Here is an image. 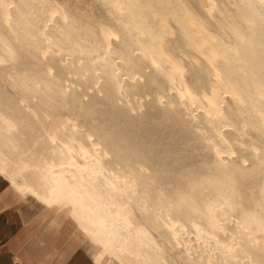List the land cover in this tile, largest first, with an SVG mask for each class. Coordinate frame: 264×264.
<instances>
[{"label":"bare ground","instance_id":"obj_1","mask_svg":"<svg viewBox=\"0 0 264 264\" xmlns=\"http://www.w3.org/2000/svg\"><path fill=\"white\" fill-rule=\"evenodd\" d=\"M97 1L0 0V185L97 264H264V0Z\"/></svg>","mask_w":264,"mask_h":264},{"label":"rangeland","instance_id":"obj_2","mask_svg":"<svg viewBox=\"0 0 264 264\" xmlns=\"http://www.w3.org/2000/svg\"><path fill=\"white\" fill-rule=\"evenodd\" d=\"M60 5L66 7L71 14H74L78 19H83L85 21H94L95 19H103L109 21V16L107 15L105 9L101 3L97 0H54ZM18 184V183H17ZM7 186V191H10L14 195L18 196L20 192L24 193L25 189L22 185L18 184V189L11 188ZM24 202L21 200L12 201L13 204H18L22 207L24 203L25 218L33 220L29 227L26 224H21L19 229H16L13 235H23L26 236L30 231L36 229L37 235L40 239H45L46 242L40 243L45 245L42 247L41 251L46 250V255L48 252L57 256L61 248L67 247L70 249V254L68 256L69 264H97L89 255V252L85 245L84 238L81 233L76 229L75 224L73 225L68 222V213L65 209L63 202H57L54 200H49L36 195H27ZM10 202V203H12ZM12 205V204H11ZM39 205L41 209H39ZM56 209V211L63 210L66 211L67 217L59 216V221L54 222L50 226V222L46 221L42 216V211H50ZM41 218L43 220H41ZM70 219V218H69ZM40 234V235H39ZM43 256V255H42ZM70 261V262H69ZM44 264V263H43ZM46 264V263H45Z\"/></svg>","mask_w":264,"mask_h":264},{"label":"crops","instance_id":"obj_3","mask_svg":"<svg viewBox=\"0 0 264 264\" xmlns=\"http://www.w3.org/2000/svg\"><path fill=\"white\" fill-rule=\"evenodd\" d=\"M6 184L8 187L18 189V184L13 183V180L10 179L0 185V264H69L67 258L70 249L67 247L61 248L57 256L53 258L54 253L50 254L48 252L46 255V250L41 251L45 245L40 243L46 242V240L40 239L41 236L37 235L35 228L33 230L30 228L29 232L26 230L28 233L26 236L24 234L13 235L21 224L25 223L28 228L33 220L25 218L23 205L21 207L12 202L20 200L23 193L20 192L18 196L14 195L7 191ZM39 209L42 210L40 206ZM61 215L67 217L66 211L62 209L59 211H56V209L47 212L42 211L43 218L50 222V226L54 222H58ZM67 219L73 225L71 219L68 217ZM41 220L43 219L41 218Z\"/></svg>","mask_w":264,"mask_h":264}]
</instances>
